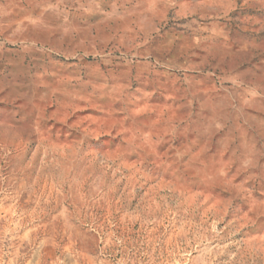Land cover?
Here are the masks:
<instances>
[{"label":"rangeland","instance_id":"obj_1","mask_svg":"<svg viewBox=\"0 0 264 264\" xmlns=\"http://www.w3.org/2000/svg\"><path fill=\"white\" fill-rule=\"evenodd\" d=\"M0 264H264V0H0Z\"/></svg>","mask_w":264,"mask_h":264}]
</instances>
